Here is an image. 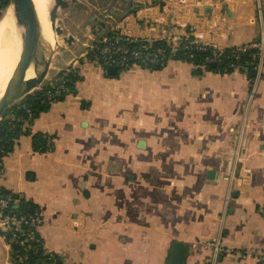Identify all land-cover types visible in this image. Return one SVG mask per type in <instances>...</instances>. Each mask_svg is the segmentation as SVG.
Instances as JSON below:
<instances>
[{
	"label": "crops",
	"instance_id": "0c3cea01",
	"mask_svg": "<svg viewBox=\"0 0 264 264\" xmlns=\"http://www.w3.org/2000/svg\"><path fill=\"white\" fill-rule=\"evenodd\" d=\"M85 1L94 31L80 46L67 34L44 82L66 68L76 79L12 138L0 185L35 207L43 248L64 264H171L176 242L181 264H211L204 243L214 238L232 249L215 264H264V61L250 79L174 59L109 73L88 55L113 29L218 48L253 43L264 0ZM71 46L80 52L66 62ZM230 175L240 182L231 190ZM0 264H12L1 233Z\"/></svg>",
	"mask_w": 264,
	"mask_h": 264
},
{
	"label": "trees",
	"instance_id": "16d2710c",
	"mask_svg": "<svg viewBox=\"0 0 264 264\" xmlns=\"http://www.w3.org/2000/svg\"><path fill=\"white\" fill-rule=\"evenodd\" d=\"M9 4L10 0H1L0 17L2 15L1 13L9 6ZM186 43L187 41L179 44L178 48L173 53L170 52V50L168 51L167 43L164 40L155 41L153 45L165 48L170 54L169 58L172 60H182L196 65H203L207 69L217 71L219 73L239 70L248 78L253 79L251 70L254 69L258 61L256 48H247L245 51L238 52L239 57L237 58L232 52L233 47H229L225 49V55L214 57L211 49L207 47L205 49H200L193 47L192 45L185 48L184 44ZM212 63H214V66H211ZM165 64L166 62L159 65H155V63L140 65L150 69H158ZM118 69L125 70L123 68ZM65 78L67 88L71 89L73 82L76 79V75L73 72H68L65 74ZM47 88L48 87L44 86L41 90L33 91L28 94L21 101L11 106L0 119V149L3 151L0 153V161L1 156L6 153L12 138L20 133L26 132V130L22 129L24 124L30 123L40 111L47 108L48 102L55 98V95H53L51 100L46 99ZM86 106L87 104H83V107ZM43 140L44 139L41 136L34 137L35 144L40 146L38 148L40 150L44 149V144L42 145V142L44 143ZM8 195L11 197V201L6 207H0V220L7 216L14 217L15 219L11 220L9 225L13 229L15 227H19V231L15 230L16 234H20V232H34L31 225L25 224L23 221L19 222V219L21 217L28 218L29 216L37 214L35 207H33L30 202L20 198L19 194L5 189L0 185V197ZM13 232L14 231H2L0 229V233L4 235L5 240L10 245V259L12 264H64L58 255L45 251L42 245L41 237L36 229L34 232L36 240H24V236L20 237L21 239H14L12 236Z\"/></svg>",
	"mask_w": 264,
	"mask_h": 264
},
{
	"label": "built area",
	"instance_id": "2783aa9c",
	"mask_svg": "<svg viewBox=\"0 0 264 264\" xmlns=\"http://www.w3.org/2000/svg\"><path fill=\"white\" fill-rule=\"evenodd\" d=\"M183 2L182 0H180ZM1 4V0H0ZM161 37L159 38H138L134 37L128 33L126 34H120L119 32L113 30H109L108 32L102 34L98 39L94 41L93 44L89 46L88 55L89 57L97 63V65L107 68V67H115V68H123L128 69L133 64H149V63H155L156 61L161 64L164 62H168V60H171L169 58V50L170 52L176 51L178 48V45L182 42L187 41L186 44H184V47H190L191 45L196 48L205 49L206 47L211 49L213 51L214 57H220L221 55H225L224 51L226 48H218L211 46L206 43H202L196 38H193L191 36H183L180 37L178 34L171 35V38L168 40H164L167 43L168 51H166L165 48L157 45H153L155 41H161ZM247 48H256L257 49V64L254 67V70L256 73L260 70V67L263 64L264 61V33L259 37V39L253 43H247L239 46L233 47V54L235 57H239L238 52L245 51ZM70 72L67 68L66 70H62L56 76L52 79H48L47 82H43V84L39 85L34 91L41 90L44 86L48 87L46 91V99L51 100L53 95L57 91L59 92H67L69 89L67 88V85L65 84L66 78L65 74ZM55 92V93H54ZM254 94V86L251 87L249 91V97L251 98ZM45 151H49L51 149V139L49 137L45 138L44 142ZM3 151L0 149V153ZM3 175V167L0 161V177ZM231 179V185L229 186V190L232 189V187L238 186L240 184L239 179L237 177H234L233 175H230ZM229 191L228 194L225 197V200H228L229 197ZM11 201V197L5 196L0 197V207H6L8 203ZM261 215L264 217V208L261 209ZM15 219L14 217H5L0 220V224L2 227H4V230H9L10 227V221ZM23 221L25 224H29L33 227L34 232L35 229H37L39 225V217L37 214H34L32 216L21 217L19 219V222ZM15 222V221H13ZM19 231V227H15L13 231ZM33 231H30L28 233H22L16 234L12 233V236L14 239H19L20 237L24 236V240L26 239H34L35 234ZM21 239V238H20ZM204 246L211 249L212 251V261L211 264H215V258L219 253H229L231 252L230 247H225L221 244V241L219 238H214L211 240H208L204 243ZM46 251V250H45ZM48 252V251H46ZM261 259H264V257H261Z\"/></svg>",
	"mask_w": 264,
	"mask_h": 264
},
{
	"label": "water",
	"instance_id": "95a60500",
	"mask_svg": "<svg viewBox=\"0 0 264 264\" xmlns=\"http://www.w3.org/2000/svg\"><path fill=\"white\" fill-rule=\"evenodd\" d=\"M16 3L26 29L27 42L25 57L28 61L29 69L28 73H25L21 77L9 80L5 92L0 97V119L11 106L28 95L31 89H36L44 82L45 75L49 69L51 56L60 49V46L56 42L51 45L44 34L33 0H16ZM67 6L68 2L66 0H55L49 11V22L57 35L62 34V29L57 26L55 27L57 8ZM64 40L66 43H71L73 37L68 35L64 37ZM155 65H159V63L156 61ZM211 66H214V63ZM107 70L109 73L116 72V68L112 66L108 67ZM255 73L256 71L254 69L251 70V75ZM213 174V170L207 172V176L210 178ZM183 252V244L176 242L171 250V264H181Z\"/></svg>",
	"mask_w": 264,
	"mask_h": 264
},
{
	"label": "bare ground",
	"instance_id": "6f19581e",
	"mask_svg": "<svg viewBox=\"0 0 264 264\" xmlns=\"http://www.w3.org/2000/svg\"><path fill=\"white\" fill-rule=\"evenodd\" d=\"M55 0H33L44 34L51 32L49 11ZM48 41L51 40L47 37ZM27 37L23 20L19 14L16 0L0 17V97L5 92L8 82L28 73L29 64L25 57ZM51 45L54 43L50 42Z\"/></svg>",
	"mask_w": 264,
	"mask_h": 264
},
{
	"label": "rangeland",
	"instance_id": "374dc122",
	"mask_svg": "<svg viewBox=\"0 0 264 264\" xmlns=\"http://www.w3.org/2000/svg\"><path fill=\"white\" fill-rule=\"evenodd\" d=\"M66 1L68 2V6L63 8L58 7L55 17V27L56 26L60 27L62 29V34L60 35L55 34L54 28L51 32L49 31H45V32L47 34V37L51 40L50 42L52 43L56 42L58 46H65V47L67 44L66 41L64 40V37H67L68 33L74 34L77 32L79 35L76 46L77 45L80 46L82 42L84 43L86 41L87 36L90 34L89 32L94 31L92 29L94 27V24L92 23L93 21L88 20V13H85L83 11V9L81 8L82 6H78V3H80V5H82L81 3H86L85 0H75L76 4H71L70 0H66ZM88 3H91V0H89ZM101 10H102L101 7H96L94 9V14L96 15V23L103 21V23L105 24L106 18L102 16V13H100ZM89 14L93 15L92 12ZM72 46L70 51H66L65 53H63V59L66 60V62L75 59L74 56H76V54L80 52L78 51V49L77 51L74 50ZM34 90L35 89L33 90L31 89L30 93H32ZM4 231H13V228ZM13 233H16V231H14Z\"/></svg>",
	"mask_w": 264,
	"mask_h": 264
}]
</instances>
